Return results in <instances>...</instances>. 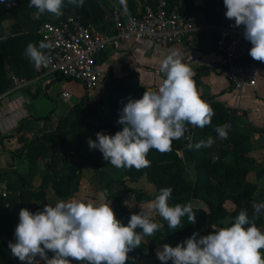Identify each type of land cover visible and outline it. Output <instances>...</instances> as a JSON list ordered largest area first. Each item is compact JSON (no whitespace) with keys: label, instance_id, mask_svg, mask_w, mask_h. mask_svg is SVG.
I'll list each match as a JSON object with an SVG mask.
<instances>
[{"label":"trees","instance_id":"trees-1","mask_svg":"<svg viewBox=\"0 0 264 264\" xmlns=\"http://www.w3.org/2000/svg\"><path fill=\"white\" fill-rule=\"evenodd\" d=\"M14 1L16 6L8 10L3 8V3H0V27L10 18L16 20L10 29H0V38L7 37L6 40L0 39V94L6 93L10 88L11 74L29 80L36 77V67L24 53L29 43H35L38 46L40 41H44L38 34L41 24H58L72 16L73 11H76L82 24L99 23L106 17L100 0H84L83 7L67 5L63 9V16L59 19L45 13L39 15L38 20L34 21L30 14L38 10L28 7L30 0ZM167 1L171 8L174 7L172 1ZM158 2L159 0L144 1L142 12L147 8L155 9ZM129 3L134 4V0H129ZM179 10L190 17L186 13V7ZM128 11L134 16L139 15L135 9ZM202 11L203 23L207 25L223 27L234 21L226 18L227 9L224 6V0H204ZM210 33L217 42L220 31L213 29ZM248 63L264 67V62L256 61L250 55ZM50 78L52 81L46 86V90L53 83L72 81L61 74L51 75ZM146 90L147 88L141 84L134 87L116 85L111 88L106 101L110 109L104 120H99L98 114V107L103 105V101L91 103L86 100L76 104L69 115L61 117L56 128L48 133L31 138L25 135L22 125L9 136L4 137L0 133V146L4 145L7 139L16 138L21 144L20 156L26 159L29 165L27 173H17L16 179L7 183L6 196L0 192V237H9L11 242L15 243L14 234L20 210L27 208L36 212L42 209L47 204V193L50 189H53L60 198H68L78 193L83 170L89 164L97 167L102 174H105L106 169L110 172L119 169L105 161L98 149H90L88 141L96 140L98 132L115 135L117 131H121L123 126L117 123L121 110L128 103L129 98L140 99ZM202 98L211 104L215 115L211 124L204 128H193L189 125L192 142L198 143L209 135L215 138L217 136L215 128L220 125L228 126L227 139H217L212 147H202L199 150H187L185 148L187 141L181 139L173 142L171 152L162 154L155 149L151 150L147 157L151 162L149 167L141 170L134 167L124 168L123 177L131 182H139L145 178L155 187L152 193L126 187L125 190L134 198L136 204L150 203L159 194L161 188L171 187L173 192L169 200L170 205L191 202L193 206L194 200H201L207 205V209L193 207L196 215L195 224H190L185 216L181 221L182 228L176 230L170 229L167 221L161 217L160 220L154 218L155 221L163 224V228L156 234L172 239L178 244L195 232H199L201 236L212 233V225L220 226L222 219L229 215L225 208L226 202L232 205L234 218L242 209H247L251 218L254 211L252 206L258 200V185L247 180L250 170L246 163L249 161V153L253 150L251 136L260 128L250 124L246 113L238 115L236 109L226 107L223 102L217 100L216 96ZM49 118L50 115L42 119ZM93 119L99 121L96 123L92 121ZM260 132L264 135V128L260 129ZM70 138L75 139L77 148L72 147ZM71 154H77V162H70ZM13 158H16L14 154ZM190 165L196 167L197 181L186 178ZM3 177L4 174L0 173V184L3 183ZM37 178H40L41 182L38 188H35ZM257 178L264 179V166L258 171ZM115 182L114 180L108 182L104 192L106 198L113 201L112 208L116 217L124 223L133 213L126 206L122 195L112 193ZM121 183L124 182L121 181ZM255 223L264 230V217L261 214ZM53 255L54 253L48 252L49 258ZM128 255L129 260L126 264H141L138 261L142 255L139 248ZM14 259L11 249L9 250L6 243L0 240V264H14ZM79 263L72 261V264ZM168 264H172V261H168Z\"/></svg>","mask_w":264,"mask_h":264},{"label":"clouds","instance_id":"clouds-1","mask_svg":"<svg viewBox=\"0 0 264 264\" xmlns=\"http://www.w3.org/2000/svg\"><path fill=\"white\" fill-rule=\"evenodd\" d=\"M7 0H0L6 3ZM120 4L127 11L126 0ZM67 5L83 7L84 0H30L29 8L36 15L52 14L59 19ZM225 15L235 21V27L244 28V38L252 44L249 55L264 62V0H224ZM0 39H7L3 37ZM51 42L29 43L25 56L36 68L47 66L51 60ZM160 72L166 77L156 88H147L142 98H129L120 112L121 131L115 135L98 132L97 139H89L90 149H98L103 159L116 168L133 167L137 170L150 166L147 158L151 150L160 153L172 151L174 141H187V150L212 147L217 139L228 138V126L215 128L217 136L209 135L198 143L192 142L189 125L204 128L211 124L215 111L205 101L194 79L195 72L179 51L169 52L160 62ZM173 189H160L149 203V211L133 213L125 225L116 217L109 203L91 200H58L55 206L46 204L32 212L23 208L15 229V243L9 242L11 255L24 264H126L129 253L141 246L144 237H151L163 228L155 221L152 211L167 221L170 229L182 228L187 217L196 223L191 202L170 205ZM249 217L247 209L240 210L230 226L217 228L201 236L195 232L177 246L164 244L157 250L162 264H264V230L255 220L264 204H253ZM54 253L52 258L48 252Z\"/></svg>","mask_w":264,"mask_h":264},{"label":"crops","instance_id":"crops-1","mask_svg":"<svg viewBox=\"0 0 264 264\" xmlns=\"http://www.w3.org/2000/svg\"><path fill=\"white\" fill-rule=\"evenodd\" d=\"M144 1L146 0H134V4L131 5L129 0H126L127 10L135 9L136 13L140 14L143 10ZM170 1L178 9L186 7V13L199 26L200 29L193 35L191 42L185 40L169 47H161L145 39L123 42L117 47H110L97 57L96 64L105 70V76L98 87L92 92H88L82 83L73 80L69 81V83L74 85L72 94L66 89L62 91L53 90V86L60 84L57 82L51 84L46 90V86L52 81L50 77L35 81L32 84L33 92L31 89L23 91V94L28 99L27 110L29 114L27 118L20 122L25 135L33 138L54 130L61 117L69 115L76 104L86 100L91 103L103 101V105L98 107V112L99 120H104L110 109L106 101L111 88L116 85L134 87L137 84H141L146 88L158 87L163 79L166 78L160 72V62L169 52L176 50H179L184 55L185 60L190 63L191 68L195 72L194 79L202 97L216 96L217 100L223 102L226 107L236 109L238 115L246 113L252 126L260 129L264 128V67L262 65H252L253 74L257 78V85L255 87H246L242 91L234 90L227 78L215 71L214 66L221 61V57L216 49V38L212 36L210 31L213 29L219 30L220 27L203 23L204 13L202 6L204 0ZM100 2L106 12L105 20L99 23L90 22L88 24L98 31L111 34L114 32L111 14L115 8H120L122 5L120 4V0H100ZM2 6L8 10L14 8L16 2L14 0H7ZM36 13V11H32L30 14L31 19L34 21L39 18ZM75 13L76 11H73V14ZM15 22L14 18H10L2 23L0 29L8 30ZM42 92L47 100L36 102L34 99ZM64 93H68L69 96L64 98ZM61 98L65 101L67 107L62 110L61 114H57L56 107L53 108L49 102L52 99ZM72 98H74L75 102L72 101ZM49 115V119H42ZM93 120L96 123L99 121L98 119ZM2 148L6 150H4V154L0 151V173L4 174L0 192L3 191L5 184L7 186L8 182L16 179L17 173L24 174L29 171L27 160L20 156L21 144L17 142L16 138L7 139ZM13 154L16 158H13ZM38 181L35 183L37 187L41 180L38 179ZM47 195V198H49L47 199V204L55 206L58 201L55 198L59 197L52 190L48 191Z\"/></svg>","mask_w":264,"mask_h":264},{"label":"built area","instance_id":"built-area-1","mask_svg":"<svg viewBox=\"0 0 264 264\" xmlns=\"http://www.w3.org/2000/svg\"><path fill=\"white\" fill-rule=\"evenodd\" d=\"M114 32L96 30L90 24H82L77 14L58 23H43L38 34L45 42H51V60L47 66L36 68V77L26 79L10 75L11 86L0 94V133L8 136L29 116L28 99L23 91L32 89V84L41 78L61 74L82 83L88 92L94 91L105 76V70L96 64L97 57L110 47L123 42L150 40L161 47H169L185 40L191 42L200 29L196 21L170 7L167 0H159L155 9L147 8L134 16L124 7L115 8L111 14ZM235 21L220 27L216 49L221 61L215 71L227 78L234 90L242 91L246 86L255 87L257 78L248 63L252 44L244 38V28L235 27ZM68 93L63 97L67 98Z\"/></svg>","mask_w":264,"mask_h":264},{"label":"rangeland","instance_id":"rangeland-1","mask_svg":"<svg viewBox=\"0 0 264 264\" xmlns=\"http://www.w3.org/2000/svg\"><path fill=\"white\" fill-rule=\"evenodd\" d=\"M72 15H74V14H72ZM73 86L74 85L72 83L61 82L60 84L53 86L52 89L53 90H59V91L66 89L67 91H69L72 94L73 88H74ZM246 87H250V86H246ZM34 100L36 102H43V101L47 100V98L42 92ZM68 100H70V99H68ZM50 101L51 102H49V103L53 106V108L56 107V110L58 111L57 114H61L62 110L65 109V107H67V104L65 103V101L62 98L61 99H52ZM72 101L75 102L74 98H72ZM98 114H99V112H98ZM93 121H96V120H93ZM251 141L253 143V150L249 153V155H248L249 161L246 163V166L250 170L249 175L247 177V180L249 182H252V183H255L258 185V192H257V199L258 200L256 201V204L260 205V204H264V179L260 180L257 178L258 171H260L262 169V167L264 166V135L260 132V129H258V131H256V132H254V134L251 136ZM70 142H71L73 148H77L78 144L75 141V139L70 138ZM2 147H4V145L0 146V151L3 152V154H4L5 153L4 150H6V149L2 148ZM77 159H78L77 154H71L69 156V160L71 163L77 162ZM187 171H188V173L186 175L187 180H194L192 175H191V172L189 170V167H188ZM123 176H124V168H119V169L115 170L114 172H110L109 169H106L105 174H102L101 171H99L97 169V167H95L92 164H89L83 170V177H82L79 192L72 195L71 197L61 198V199H64L66 201L71 200V199H78V200H84V201L91 200V201L96 202V203H101V202L109 203V204H111V207H113V201L106 198L104 191L107 187L108 182H111V180H114L116 182L113 183L112 190H111L112 193L122 195L125 199L126 206L128 207V209L132 213L138 214L141 211V206L144 208V210L146 212H148L149 211V203L143 202L140 204H136L134 198L129 195V193L125 190V188L128 187L130 189L144 190L147 193H152L153 191H155V187L152 184L148 183L145 178H142L139 182H131L130 180H128V178L123 177ZM38 179H40V178H37L36 182L38 181ZM197 180H198V174H197ZM121 181L124 183H121ZM2 184L3 183L0 184V189H1ZM6 187L7 186L5 184L3 187L4 189L1 192L4 196H6ZM34 187L38 188L37 186H34ZM50 190L54 191L53 189H50ZM47 197H48V195H47ZM59 198H55V199L59 200ZM193 207L194 208H205V209L208 208L207 205L201 200H194L193 201ZM225 208L228 210L229 215L225 219H222V221L220 222L221 225L217 226V228L230 226L232 223H234V217L232 214L233 207L230 204V202L225 203ZM151 214H152L153 218L160 220V217H159L157 212L152 211ZM260 214L264 217V209L261 210ZM129 220L125 221L124 223L127 225ZM18 223H19V221H18ZM0 238H1L0 240L4 241L8 247L11 239L9 237H0ZM164 244H169L172 247H175L178 245V243L173 241L172 239L162 237L158 234H154L151 237H144L141 246L138 247L142 251V255L138 259L139 263H141V264L156 263V262L162 263L158 259L156 253H157L158 249H162ZM8 249L10 250L9 247H8ZM147 250H148V252H147ZM37 261L39 262V264H44V262L42 260H40L39 257H37ZM14 264H24V262H21L18 258H15Z\"/></svg>","mask_w":264,"mask_h":264},{"label":"water","instance_id":"water-1","mask_svg":"<svg viewBox=\"0 0 264 264\" xmlns=\"http://www.w3.org/2000/svg\"><path fill=\"white\" fill-rule=\"evenodd\" d=\"M189 170L191 172V175L195 181H197V171L194 165L189 166Z\"/></svg>","mask_w":264,"mask_h":264}]
</instances>
